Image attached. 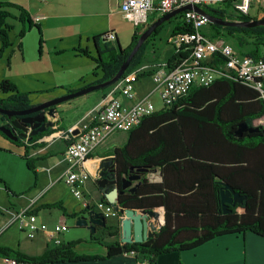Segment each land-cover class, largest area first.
<instances>
[{
  "label": "trees",
  "instance_id": "1",
  "mask_svg": "<svg viewBox=\"0 0 264 264\" xmlns=\"http://www.w3.org/2000/svg\"><path fill=\"white\" fill-rule=\"evenodd\" d=\"M203 10L213 19L221 21L253 22L257 20L249 16H236L226 5L205 7ZM159 18H152L148 23L135 27L130 42L125 48L118 44L106 45L102 51L95 43V57L87 49H73L72 52L93 60L102 74L101 79L86 87L113 79L139 37ZM8 19L21 24L19 39H22L27 27L36 28L39 34L38 42L41 45L39 27L33 23L27 10L15 3L0 2V56L11 47L8 33L12 30V26L6 23ZM167 23L172 22L170 20ZM165 25L166 23L159 26L142 44L124 76L140 67L147 47L156 40ZM208 30L212 38L224 39L226 36L232 38L235 41V49L240 55L264 59V56H261V49L264 47V26L247 29L209 24ZM188 31L190 29L182 23H174L169 36L174 38ZM17 48L21 51L20 42ZM187 57L186 48L179 46L164 67L167 71H171ZM224 60L216 53L209 64L223 65ZM153 74L154 70L143 71L138 75L136 82L140 78ZM105 89L101 90L105 91ZM77 91H69L68 94ZM0 94L6 95L0 96V108L3 110L25 111L33 107L30 105L28 94L18 92L16 86L8 80L0 81ZM214 111L215 118H213ZM13 119L14 117L9 119L6 115L0 114V127L14 130L10 124ZM259 121L263 124L258 123ZM244 122L249 127L258 128L259 131L236 137L235 131L238 125ZM48 134L50 131L38 134L28 142L38 141ZM127 134V142L120 148H114L110 153L115 159L119 178L126 175L130 167L148 169L180 167L184 162L181 160L193 157L195 152L198 153L201 149L200 157L208 163L200 165L209 176V180L217 177L219 182L229 185L244 195L246 200L241 205L228 208L230 212L223 214L219 204L220 185L219 182H213L216 185L213 205L207 203L203 207L188 206L185 202L183 206H179L177 202H173L172 198H168L171 196L169 193L165 195L168 200L164 201V204L162 202V205H159L160 203L154 205V199H158L154 197L156 193L161 192L163 188L170 190L175 187H171L167 182L161 185H148L143 180L133 194L125 192L119 196V207L133 211H151L160 207L164 211V225L142 243L126 244L115 241L104 245L106 258L119 254H133L143 261L153 263L160 255L173 251L191 250L220 236L252 232L264 237V102L257 92L239 81L221 78L209 86L194 87L187 96L175 102L170 108L160 109L142 119ZM21 141L23 140L19 139L14 143L20 144ZM24 159L27 168L33 171V162L26 155ZM245 159L248 160L245 161L244 167L241 164ZM206 180L204 177L199 178L198 186L201 184L205 186ZM101 201L106 202L103 197ZM169 204L173 206L169 207ZM54 207H59L65 214L59 204L46 206V208ZM83 213L82 211L80 214H72L70 217L76 218ZM179 220L185 221L187 225L180 226ZM74 244L75 242L62 244L47 250L39 257H29L18 250L0 247V257L15 259L20 264H51L89 259L86 256L77 255L73 251Z\"/></svg>",
  "mask_w": 264,
  "mask_h": 264
},
{
  "label": "crops",
  "instance_id": "2",
  "mask_svg": "<svg viewBox=\"0 0 264 264\" xmlns=\"http://www.w3.org/2000/svg\"><path fill=\"white\" fill-rule=\"evenodd\" d=\"M84 1L85 0H0V2L18 4L27 10L33 23L38 25L40 33L42 23L46 24L48 21H63L67 19L65 13L66 9L73 8V6L76 5L80 6ZM118 4L119 1L117 0V7ZM40 17L44 19L37 21ZM152 18H157V15L150 17V19ZM30 29L28 28V30ZM62 31L64 30L60 32L62 33ZM40 37H42V33ZM91 42L93 43L94 49H85H87L93 57H95V43L98 44V47L102 51L106 45L111 46L112 43L103 40L100 38V35H93ZM115 42V46L117 44L119 45L117 37ZM151 44L152 43H150V45ZM6 53L9 55L6 56ZM61 53H63V50L51 52V55H59ZM43 55L41 49L40 52H38V58L30 61L25 56V52L22 48L21 51L18 49V53H14L11 43V47L5 50L0 58V60H5L9 57V65L3 66L0 63V81L8 80L16 86L18 92L28 94L31 106H37L62 97L67 95L69 91L83 89L102 77L101 72L96 68V63L93 60L80 56L77 53H75V57L84 58L87 63L81 68L68 72H64L60 70V68H53L51 65L53 61H47ZM261 56H264L263 52H261ZM43 64L48 65L47 69L43 67ZM142 69L144 71L149 68L142 67ZM154 72L156 73V71ZM135 95L136 98L140 96L138 93H135ZM0 96L5 97L6 95L0 94ZM89 96L90 93L57 105L55 107V114L52 117H47V121L52 124V131L67 132L68 130H73L74 134H76L79 130L85 128L90 122L92 113L96 110L102 99H104V92L99 97L95 106L88 108L83 114L79 115L80 110L87 105ZM114 96L125 102V99L122 98L119 92H116ZM215 117L214 111L213 118ZM258 123L262 124L263 122L259 121ZM114 134L116 133L110 135L88 154L85 166L90 172L91 177L86 184L88 182L94 183L101 160L113 157L110 155L111 151L114 148L122 147L127 142V133L125 137L114 136L115 138H112L110 142H106L113 137ZM22 140L20 144H16L0 135V155L3 156V161L7 160V162H13L12 160H16L14 161L16 162L14 169L10 166V171H3L0 164V247L18 250L29 257H39L47 250L55 247L48 239L46 233H39L34 239L29 240L26 238L25 234L20 231L19 227L16 230L13 229L16 224L10 225V222L16 213L27 207H33L38 222L46 225L48 230H51L55 225L64 224L67 226L66 220L70 215L80 214L82 211L86 213V211L82 210L81 202L72 196L68 187L61 180L63 173L72 162L70 157L65 153L67 142L63 139L51 142L46 140L45 137L34 142H28L25 139ZM111 144L114 145L112 149L109 148ZM200 150L201 149H199L198 153L195 152L193 157L191 156L181 160V162H184L180 167L173 166L170 168L167 166L165 169L163 167L150 168L149 172L143 176L141 183L143 180H145L148 185H161L167 182L171 187H175V189L170 190L163 188L161 192L156 193L154 197L158 199H154V205H156V203L162 205V202L164 204V201L168 200L165 198L166 193H169L171 196L168 198H172L173 202H177L179 206H183L185 202H187L188 206L199 207H203L207 205V203L210 205H213V203L215 204L216 185L213 184V182L218 183L219 180L217 177H214L213 180H209V176L202 169L203 167L200 164L208 162H204L203 158L200 157V155L202 156ZM24 155L33 162V171L27 168ZM18 158H20V161L25 164L27 170L32 174L28 177L26 183L24 179H18L16 184H12L15 179L14 173L18 169V162H20ZM57 158L63 159V164L59 170L56 171L53 170V168H48L49 170L46 169L45 172H40L39 166L41 163L56 160ZM247 160L248 159L243 160V164L241 165L245 167V161ZM171 164L173 165V162ZM203 177L207 179L205 186L204 184L203 186L202 184L198 186V179ZM59 183H63L69 193L64 192L62 189H57ZM94 184L93 186L96 187ZM2 188L5 193H3ZM87 189L95 193L94 187H87ZM96 189L97 196L99 200H101L100 191L97 187ZM83 194L85 199L89 198L92 200L88 193H84V190ZM187 197L189 198L185 199ZM52 204L61 205L65 214L59 207L46 208V206ZM168 206L170 207L173 205L169 204ZM154 210L157 211V209ZM238 212L240 213L239 210ZM83 214L76 217V219L78 220L81 218L80 216ZM109 219H113V223L108 226L105 224V227L98 228L106 233L104 237L113 238L109 243L102 241L104 237L96 238L94 235H90L93 241H85L83 233L80 232L70 235L67 233L68 229L66 233L64 232L65 234L63 233L60 236L63 244L75 242L73 251L77 255L86 256L89 259L51 264H264V237L252 232L220 236L191 250L181 252L173 251L160 255L153 263L143 261L131 254H119L106 258V249L104 245L115 241L120 242L121 239L120 232L117 228V220L115 218ZM107 220L108 219H106L105 222ZM179 225L185 226L187 224L185 221L179 220ZM111 234L114 236H110ZM1 257L0 264H5Z\"/></svg>",
  "mask_w": 264,
  "mask_h": 264
},
{
  "label": "built area",
  "instance_id": "3",
  "mask_svg": "<svg viewBox=\"0 0 264 264\" xmlns=\"http://www.w3.org/2000/svg\"><path fill=\"white\" fill-rule=\"evenodd\" d=\"M118 8L122 17L134 27L148 23L150 17L164 16L176 9L187 5L196 6L203 10L205 7L226 5L236 16L250 17L251 10L264 9V0H118ZM43 17L37 21L43 20ZM174 23H182L190 31L183 32L171 39L175 49L179 46L186 48L188 57L182 60L174 69L167 71L162 66L154 72L155 88L146 95L136 98L134 84L143 69H136L116 83L112 92L102 99L96 110L92 113L89 124L74 134L73 130L67 132L51 131L45 137L48 141L63 139L66 141L65 153L71 159V165L63 173L61 180L68 187L72 196L81 202L82 210L94 211L101 214L106 220L115 218L118 222L123 216L108 203L86 198L83 187L90 179V172L86 169L88 154L116 132L128 133L135 128L145 117L150 116L157 109L151 97L157 94L162 108H170L175 102L187 96L194 87L209 86L221 78H230L239 81L242 85L258 93L264 102V59L246 57L239 54L236 49L221 37H207L203 30L208 29L209 21L205 16L195 11H183L174 18ZM108 42H114L116 35L108 33L101 37ZM218 53L225 60L223 65L213 66L210 61ZM116 92L125 99L114 96ZM156 226L160 229L164 225V211L157 209ZM18 224L20 231L29 240L39 233H46L54 247L62 245L61 235L67 231L66 225H55L48 230L46 225L40 224L34 214L33 207H27L15 214L10 225ZM133 255V254H131ZM2 258V257H1ZM5 264H20L15 259L2 258ZM31 264V263H26Z\"/></svg>",
  "mask_w": 264,
  "mask_h": 264
},
{
  "label": "rangeland",
  "instance_id": "4",
  "mask_svg": "<svg viewBox=\"0 0 264 264\" xmlns=\"http://www.w3.org/2000/svg\"><path fill=\"white\" fill-rule=\"evenodd\" d=\"M67 19L56 20V21H48L46 24L42 23L41 28V45H39V36L36 28L32 27L28 30L26 28V34L22 39H19L18 34L21 30V24L17 21L8 19L6 23L12 26V30L9 31V41L12 43L14 53H18V43L21 42V48L25 52V56L28 60H36L38 58V52L42 49L43 57L47 59V61H53V68H60V70L64 72H68L77 68H81L83 65L87 63L84 58H76L75 53L72 52L73 49L76 48H89L90 50L94 49L93 43L91 42L93 35H100V38L108 33H114L117 37V41L119 45L125 48L129 42L131 35L134 30L133 24L127 22L117 7V0H85L80 4V6H73V8L66 9ZM250 17L257 18V20L262 19L264 17V12L259 11L256 8H253L250 13ZM175 19H171L172 23H167L162 29L160 35L156 38L154 43L149 45L146 49L145 58L142 61L139 69L142 67L149 68L148 70H156L165 65L167 60L174 54L175 45L171 42L169 33L171 31L172 25L174 24ZM61 30L62 33L60 32ZM208 29H204L203 33L210 37V33ZM97 37V36H96ZM227 42L230 45L235 47V41L230 37H225ZM116 42H112L111 46H115ZM42 46V48H41ZM63 50V53L59 55L52 54L51 52H58ZM261 51L264 53V47H262ZM3 53L1 54V56ZM6 56L9 54L6 53ZM0 56V58H1ZM52 57V58H51ZM54 57V58H53ZM9 57L5 60H0L1 65H7V61ZM50 66V65H49ZM43 67L47 69L48 65L43 64ZM155 68V69H154ZM147 70V71H148ZM97 73V72H96ZM152 76L140 78L134 84L135 93H138L140 97L146 95L151 92L155 88V82ZM116 83L107 87L105 91L97 90L90 93L88 97V103L85 107L80 110L79 115L83 114L85 110L88 108H92L98 102L99 97L104 92V97L109 95L112 90L115 88ZM151 100L154 106L157 109L162 108V103L157 94H153ZM263 124V123H262ZM126 133L116 132L110 139L106 142H110L112 138L117 137H125ZM115 136V137H114ZM114 145H109V148L112 149ZM100 148V147H99ZM9 159V158H6ZM20 161V158H18ZM13 162H7V160L3 161V156L0 155V164L3 171H10V166L14 169V165L16 160H12ZM19 166L17 171L13 174L15 179L12 184H16L18 179H24L25 183L27 182L28 177L31 176V172L27 170L25 164L23 162H18ZM63 164V159L57 158L56 160H51L47 162H43L39 166L40 172H45L48 168H53V170H59ZM94 184V183H93ZM91 182H88L84 187V193L89 194L91 196L93 202H97L99 200L97 196V189L93 186ZM95 185V184H94ZM57 189H62L64 192L69 193L63 183H59ZM87 187H94L95 193L88 191ZM3 193L4 189L2 188ZM1 193V192H0ZM2 195V194H1ZM97 212V210H95ZM82 217V216H80ZM67 228L68 234L74 235L76 233H83L85 236V241H93L90 238V235H94L96 238H101L106 235L102 229H96L95 233H92L91 230H88L86 227H78L76 226V218L69 217L67 220ZM113 223V219H108L105 224L108 226ZM18 224H16L13 229H18ZM66 233V232H65ZM64 233V234H65ZM92 233V234H91ZM111 237H104L102 239L103 242L109 243L112 241ZM86 245V244H84Z\"/></svg>",
  "mask_w": 264,
  "mask_h": 264
},
{
  "label": "water",
  "instance_id": "5",
  "mask_svg": "<svg viewBox=\"0 0 264 264\" xmlns=\"http://www.w3.org/2000/svg\"><path fill=\"white\" fill-rule=\"evenodd\" d=\"M183 11H195L202 16H205L210 24H215L222 27L248 29L264 26V17L253 22H231L213 19L207 15L204 10L196 6L187 5L180 9H176L160 17L157 21L152 23V25L149 26L145 32H143L113 79L102 84L80 89L75 93L64 95L40 105L33 106L25 111H9L0 108V114L6 115L9 119L14 117L10 123L14 130H11L7 127H0V133H2V135H4L8 140L16 142L19 139L31 141L38 134L51 131L52 124L47 121V117H52L55 114V107L57 105L78 97H82L91 92L107 88L117 83L128 69L132 59L139 51L142 44L153 34V32H155L159 26L169 22ZM258 131V128L249 127L244 122L238 125L235 131V136L242 137L244 133H255ZM115 164L114 158H106L101 160L94 183L106 202L124 218L123 220L119 221V225L117 226L121 237L120 242L126 244L142 243L155 234L157 230H159L155 223L157 211L124 210L119 207L118 199L119 196H122L125 192L133 194L137 187L141 184L142 174H147L149 169L130 167L126 175L119 178ZM219 185V204L221 207L220 210L223 214L230 212V210H227L228 208L241 205L244 200H246L244 195H241L229 185L223 182H219ZM76 226L86 227L87 229L91 230L92 233H94L96 226L105 227V220L101 214L94 211H87L76 221Z\"/></svg>",
  "mask_w": 264,
  "mask_h": 264
},
{
  "label": "flooded vegetation",
  "instance_id": "6",
  "mask_svg": "<svg viewBox=\"0 0 264 264\" xmlns=\"http://www.w3.org/2000/svg\"><path fill=\"white\" fill-rule=\"evenodd\" d=\"M108 158H111V159H113V157H108ZM106 159V158H105ZM103 160V159H102ZM115 168H116V164H115ZM145 174H142V178H143V176H144ZM141 178V179H142ZM102 197V196H101ZM98 228H100V227H98V226H96V229H98Z\"/></svg>",
  "mask_w": 264,
  "mask_h": 264
},
{
  "label": "clouds",
  "instance_id": "7",
  "mask_svg": "<svg viewBox=\"0 0 264 264\" xmlns=\"http://www.w3.org/2000/svg\"><path fill=\"white\" fill-rule=\"evenodd\" d=\"M161 17H162V16H161ZM173 19H174V18H173ZM115 41H116V40H115ZM115 41H114V42H115ZM137 69H139V68H137ZM144 71H146V70H144ZM154 71H155V70H154ZM123 76H124V75H123ZM121 78H122V77H121ZM120 80H121V79H120ZM120 80H119V81H120ZM119 81H118V82H119ZM118 82H117V83H118ZM51 131H52V129H51ZM51 131H50V133H51ZM48 135H50V134H48ZM48 135H47V136H48ZM47 136H45V137H47ZM41 139H42V138H41ZM106 203H107V202H106ZM84 211H85V210H84ZM86 212H87V211H86ZM104 220H105V219H104Z\"/></svg>",
  "mask_w": 264,
  "mask_h": 264
}]
</instances>
